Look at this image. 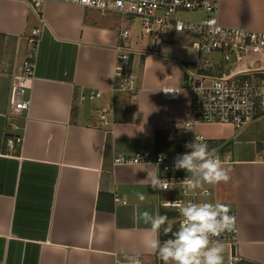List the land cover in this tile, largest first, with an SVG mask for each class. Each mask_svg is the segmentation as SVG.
Listing matches in <instances>:
<instances>
[{
	"label": "crops",
	"instance_id": "1",
	"mask_svg": "<svg viewBox=\"0 0 264 264\" xmlns=\"http://www.w3.org/2000/svg\"><path fill=\"white\" fill-rule=\"evenodd\" d=\"M43 18L26 95L30 108L12 118L11 73L27 54L24 44L17 53L18 39L40 23L27 3L0 0V69L6 71L0 74V264H130L128 257L162 264L145 250L150 226L134 222L133 212L168 215L161 207L168 195L149 185L146 164L115 159L174 151L189 137L180 135L191 100L181 63L195 53L187 45L188 61L178 56L181 44L134 42L137 91L118 92L120 17L48 2ZM219 21L264 32V0H221ZM164 89L179 91V98L165 100ZM97 91L99 98L80 101ZM196 133L219 148L230 169L228 183L211 186V199L236 214L238 264H264V116L241 130L202 125ZM15 137L22 145L9 147L6 140ZM223 255L230 264L229 249Z\"/></svg>",
	"mask_w": 264,
	"mask_h": 264
},
{
	"label": "built area",
	"instance_id": "2",
	"mask_svg": "<svg viewBox=\"0 0 264 264\" xmlns=\"http://www.w3.org/2000/svg\"><path fill=\"white\" fill-rule=\"evenodd\" d=\"M29 6L40 23L30 34L18 39L17 53L27 47L26 56L16 61L11 73L12 85L9 99V116L19 117L30 108L27 91L31 87L35 70V51L39 43L41 27L44 25L43 7L48 2L76 5L103 14H115L121 19L115 79L118 92L132 95L137 91V77L132 69V56L137 53L136 42L154 41L157 45L163 38L177 36L184 40L195 53V59L181 63L182 84L190 92L189 119L181 123L180 135L189 137L181 147L155 155L136 154L119 156L116 165H158L160 177L168 180L167 189H160L168 198L161 207L174 215L175 230L182 219L169 202L183 201L213 202L211 186L205 185L195 192L188 191L180 182L186 177L184 170H174V158L189 149L188 142L207 143L196 133L198 126H232L245 128L264 116V32L241 27H226L219 21L221 0H20ZM200 14L203 17L186 19L182 15ZM6 71L0 69V74ZM101 96L92 92L82 96L81 102L93 101ZM165 100H176L179 91L164 89ZM101 121L108 125L106 115ZM9 147L21 146L22 137L8 138ZM217 155L222 163L218 147ZM118 202L119 199L116 198ZM125 203V202H123ZM231 215L236 214L231 211ZM237 218V217H236ZM238 228V222H237ZM239 228L234 233H223L220 239L230 252V264L242 261L236 252ZM140 264V263H137Z\"/></svg>",
	"mask_w": 264,
	"mask_h": 264
},
{
	"label": "clouds",
	"instance_id": "3",
	"mask_svg": "<svg viewBox=\"0 0 264 264\" xmlns=\"http://www.w3.org/2000/svg\"><path fill=\"white\" fill-rule=\"evenodd\" d=\"M151 58V57H148ZM152 59V58H151ZM189 149L174 158L173 169L184 170L187 175L180 182L188 191L195 192L205 185L216 186L231 180L230 169L224 167L217 155V149L209 148L204 142H188ZM147 179L154 189H167L168 180L160 177L158 165H146ZM144 168V169H145ZM140 201L145 200L142 193H136ZM178 210L182 219L177 230L167 215L155 214L134 209V222L142 221L149 225L144 241L147 252L155 254L162 264H224L225 244L218 239L223 233L238 231L237 218L231 215L229 206L221 202H169ZM171 234L161 241L160 235ZM130 264H137L134 257H128Z\"/></svg>",
	"mask_w": 264,
	"mask_h": 264
},
{
	"label": "rangeland",
	"instance_id": "4",
	"mask_svg": "<svg viewBox=\"0 0 264 264\" xmlns=\"http://www.w3.org/2000/svg\"><path fill=\"white\" fill-rule=\"evenodd\" d=\"M113 15H115V14H113ZM195 15H197V14H185V15H182V17L183 18H186V19H197L198 17H196ZM118 18H119V16L118 15H116ZM120 19V18H119ZM170 38V37H169ZM176 38V39H175ZM174 39L173 38H170V39H167V38H163L164 39V41H166V42H175V43H178V44H181V47H184V48H181L182 50H178V52H179V57L180 58H182V59H185V60H192L193 59V54L190 52V50H188L186 47H187V43L184 41V40H182V39H180L179 37H175ZM175 53H176V51H175ZM191 63V62H190ZM185 90H187V88L186 87H183ZM215 130V129H214ZM228 250V248L226 247L225 248V251H227ZM224 251V252H225Z\"/></svg>",
	"mask_w": 264,
	"mask_h": 264
},
{
	"label": "trees",
	"instance_id": "5",
	"mask_svg": "<svg viewBox=\"0 0 264 264\" xmlns=\"http://www.w3.org/2000/svg\"><path fill=\"white\" fill-rule=\"evenodd\" d=\"M164 143H165V142H164ZM166 144H167V143H165L164 146H166ZM167 216L169 217L170 220H173V218H174V215H173L172 213H169ZM173 230L175 231V228H173ZM170 236H171V234H169L168 236H165V235L163 234L162 237H161V241L170 238Z\"/></svg>",
	"mask_w": 264,
	"mask_h": 264
}]
</instances>
